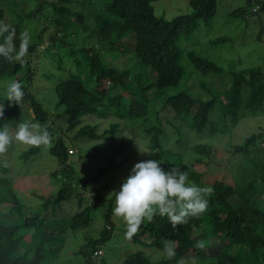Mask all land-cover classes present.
Masks as SVG:
<instances>
[{"label": "trees", "instance_id": "1", "mask_svg": "<svg viewBox=\"0 0 264 264\" xmlns=\"http://www.w3.org/2000/svg\"><path fill=\"white\" fill-rule=\"evenodd\" d=\"M47 2L42 0L41 5L44 6L25 11L22 20L38 17ZM52 4L60 11L67 9L66 6H57V1ZM189 4L190 12L167 20L156 17L153 0H101L94 10L95 20L99 22L96 26L87 22L85 14L76 13L75 25L91 31L94 43L88 47H74V43H69L64 55L77 63V70H71L67 77L58 78L55 84L57 105L65 106L68 131H74L76 139L83 136L95 142L89 148V153L105 147L101 139L123 131L126 128L123 121L126 124L139 122L143 124V135L148 138L150 135L146 147L142 148L149 151L146 152L147 160L160 161L165 171L179 166L181 171L188 173L189 182L214 189L212 195L206 198V211L199 217H189L187 223L173 227L167 217L159 215L153 222H145L132 239H126L132 248L137 243L142 248L126 249L123 257L117 258L118 264H177L181 258L187 259L189 264L193 259L195 264H264V125L238 144H234L238 138L234 131L229 138L233 141L230 149L226 145L220 152L217 146V143L226 141L224 135L243 118L264 115V61L261 64L251 63V67L243 72H233L229 81H223V68L216 61L190 50L184 53V59L187 58L197 68L201 81L189 84L185 79L188 73L182 62L183 53L174 38L179 34H191L201 22L209 23L216 14L218 0H189ZM253 6L255 12H249ZM10 13L13 15V8ZM251 13L264 14V0H246L243 6L232 11L233 15L240 16ZM3 22L15 29L17 38L14 42L18 47L21 21L8 23L4 17ZM59 23L62 24L61 21ZM68 25L69 22L61 29L51 30L49 47L58 38L64 42L69 33L63 32ZM45 27L48 30V26ZM263 33L262 27L257 39L262 40ZM42 34L41 31L39 36ZM129 35L135 40L131 49L125 43ZM225 40L227 37H219L213 43ZM39 44L40 40L31 42L26 57L27 65L24 67L0 57V81L24 73V76L19 77L26 81L22 103L27 101L34 113L33 122L47 127L53 137L57 132L51 123V113L31 89L37 73L30 64V56L37 53ZM109 44L122 46V55H129L130 59L137 57L140 64L134 69H120L108 62L103 53ZM256 52L258 58H264L259 50L256 49ZM58 59V67L62 68L60 64L63 57ZM83 65L89 71L86 80L81 77ZM131 75L134 76L132 80ZM144 78L149 81H144ZM90 79L93 80L92 84L88 83ZM212 82L217 86H212ZM130 90L133 91L130 97H125L124 94ZM3 103L4 119L0 120V126L7 123L14 128L11 120L16 117L21 106H9L6 100ZM216 112H221L217 119L214 115ZM111 115L119 119L101 133L98 131L99 124L85 121L90 116L108 118ZM164 121L168 122L173 133H178L176 145L167 144L169 128L165 127ZM190 131L202 136L192 139ZM205 138L210 140L204 142L202 139ZM136 139L133 137L123 141L105 159L106 163L102 167L91 177L83 178L75 169L70 154L80 150L74 153L62 137L52 138L53 146L49 152L58 163V168L53 169L49 179L46 174L36 176L39 182L48 180L41 192L37 188L29 190L31 196L40 199L41 204L37 207L21 199L19 186L17 183L14 185L15 176L11 175V168L8 173L7 166H4V172H7H0V264H46L49 253L45 241L57 245L68 236L73 238L93 226L96 209L102 210L104 225L97 237L85 240L75 252L83 257L85 264H94L96 259L104 256V245L112 238L117 226L112 214L115 197L105 196L104 187L97 188L95 204L85 205V197L79 189L101 179L114 167L121 166L122 163L115 158L128 147L137 145ZM141 141L137 139L138 143ZM40 150L30 147L22 152L21 157L29 160ZM227 152L230 155L222 159L220 154ZM219 159L237 174L238 182H228L227 174L212 181L211 170L220 171ZM239 170L246 173L241 177ZM76 195L79 210L68 216L69 220L60 230H53L47 237L45 222L49 215H56V209L61 207L62 202H71ZM38 208L40 211H37ZM24 231L31 239H25ZM165 239L176 244L174 259L169 260L162 253ZM198 240L205 242V249L195 247Z\"/></svg>", "mask_w": 264, "mask_h": 264}, {"label": "rangeland", "instance_id": "2", "mask_svg": "<svg viewBox=\"0 0 264 264\" xmlns=\"http://www.w3.org/2000/svg\"><path fill=\"white\" fill-rule=\"evenodd\" d=\"M54 1L58 2L57 6H66L67 9L65 11L55 9L52 4ZM41 2L42 0H0V21H3L4 17L7 18L8 23H14L20 20L21 32L27 30L31 36V42L40 40L37 53L30 56V64L35 68V73H37L31 89L35 92L37 98L44 104L45 108L51 113L53 118H51V123L54 128H56L57 132L52 138L55 139L58 136L62 137L69 147V150L73 149L74 153L77 149L80 150V152L76 154L70 152V154H72L71 161L83 178H89L97 169L106 163L107 158L110 157L113 150L119 148L123 141L136 137L142 141L138 143L136 139L135 144H141L140 147L145 148L150 135L149 138L143 135L141 131L143 124L139 122H128L126 124V122L123 121V124L126 126L123 131H119L114 136L112 135L105 139H101L100 141L105 143V147L96 150V152L89 153V148L93 146L95 142L83 136L76 139L73 133L74 131H68L67 115L64 113L66 112L65 106L57 105L58 95L55 90V84L58 78L67 77L71 70L74 72L77 70V63L73 61L70 56L64 55L65 51L68 49L69 43H74V47H88L94 43L93 37L90 34L91 31L81 29L79 26L75 25V22H77L76 13L85 14L87 22H90L92 26H96L99 22L95 20L94 10L99 6L101 0H48L45 7L42 8L41 12L38 14V17L22 20V17L26 14L25 11L37 8L41 5ZM245 2L246 0H218L216 14L209 23L201 22L191 34H179L174 38L175 43L180 47L183 53L182 62L187 67L188 73L185 79L188 80L189 84L192 85L201 81V78L197 75L199 74L197 68L191 64L187 58L184 59V53L190 50H195L216 61L223 68L224 72L221 77L223 81H229L233 72H243V70L251 67V63L261 64V62L264 61V58L260 56L258 58V53L256 52V49L259 50L264 57V33L262 34L263 41L257 39L258 31H260L262 27L264 28V14L251 13L247 16L232 14V11L236 10L237 7L243 6ZM153 4L155 6L156 17L159 19L171 20L179 14L191 11L189 0H153ZM254 7L255 6H253L249 12H255L256 8ZM12 8L13 15L10 13ZM59 21H61L62 24H60ZM67 22H69V25L66 27L63 34H69L65 37L64 42L58 38L55 44L49 47L48 45L51 42V30L61 29ZM45 26H48V30ZM41 31L43 34L39 36ZM219 37H227V40L214 44L213 40ZM60 43L63 45L60 46ZM125 43L127 44L126 47L131 49L135 43L133 36L129 35ZM122 50L123 47L120 45L109 44L103 55L108 62H112L113 65L120 69H134L140 64V62L138 63L137 61V57H134L135 59H130L128 57L129 55H122ZM60 57H63V62L60 64L62 68L58 67V58ZM81 67L84 68L81 77L83 80H86L89 76V71L84 65ZM21 76H24V73L18 77L0 81V86H2L0 87V95L3 94L4 84L13 79L26 86L25 79H19ZM131 76V80L134 79V76ZM92 81L93 80L90 79L88 83L92 84ZM144 81H149V79L144 78ZM212 86H217V84L212 82ZM132 92V90L126 92L124 96L130 97V93ZM219 114H221V112H216V114H214L216 119ZM169 116L171 117V115ZM33 118L34 113L32 109H29L27 101H24L16 117L11 120V124H13L15 128V125L21 120L24 122H33ZM118 119L116 115H111L108 118L90 116L87 117L85 121L86 123L99 124L98 131L101 133L107 129L113 121ZM164 124L165 127L169 128L170 125L167 121H164ZM261 125H264V115L243 118L229 133L224 135L226 141L217 143L219 151L221 152L222 148H226V145L227 149L232 148L231 144L233 141H230L229 138L234 131L238 134V138L234 144H238L242 143L244 138L250 133L258 131ZM168 132L167 144L176 145L175 142L178 133H173L171 128L168 129ZM190 132L192 139H198V136H202L196 134L194 131ZM202 140L205 142L210 139L205 138ZM138 145H132L125 149L124 152L122 151L121 154L117 155L115 159L117 162L122 163L121 166L114 167L110 172L103 175L101 179L91 182L87 186L80 187L79 192L85 197V205L95 204L97 188L102 189L104 187L103 192L107 197H109L113 191H118L123 181L131 174L133 166L137 162L147 160V153H141ZM30 147L31 146L28 145L14 143L6 154L0 156V172L3 174L7 172H4L5 162H7L9 165L7 166L8 173L11 168V172L13 173L11 175L15 176L13 179L14 185L17 183L19 186L18 190L21 193V199L30 206L37 207L41 204L40 199L31 196L32 193H30L29 190L37 188L41 192L45 188L44 184L48 180H45L46 182L44 183L39 182L36 176H44L46 174L49 179L50 173L58 166V163L52 159L49 149L42 147L35 157L25 160L21 157V154ZM227 155H230V153L220 154V157L225 159L228 157ZM240 163L244 164L242 162ZM218 165H220V171L211 170L212 181H214L215 178L221 179L224 177V174H227L228 182H238L239 178H237V174L233 173L232 168L225 167L221 159H219ZM199 167H201V169L204 168L203 166ZM244 173L246 172L239 170L241 177ZM32 176H34V178ZM27 179L31 180L29 181ZM77 199L78 196L76 195L71 202H62L61 207L59 206L56 209V215H49L45 222L47 237L48 233L53 232V230H60V227L65 225L69 220L68 216H71L79 210L80 207L78 206ZM37 211H40V208H38ZM51 211L54 212V209ZM43 213L48 215V213L44 211ZM95 214L96 219L93 226L82 230L75 237L71 238L68 236L65 240L59 241L58 243L52 241L53 243H57V245H52L51 242L45 241L49 253L46 264H85L83 257L78 255L75 251L85 240L92 236L97 237L99 235V229L104 225V218L101 209H96ZM113 217L117 223L116 229L114 230L112 238L104 245V256L96 259L94 264H118L120 262H117V258L123 257L126 249L134 250L133 248H142L138 243L133 245V248L130 246L125 238L126 227L124 222L114 215ZM24 235L25 239H31L26 231H24ZM51 248H53L52 251L54 252L50 250Z\"/></svg>", "mask_w": 264, "mask_h": 264}, {"label": "clouds", "instance_id": "3", "mask_svg": "<svg viewBox=\"0 0 264 264\" xmlns=\"http://www.w3.org/2000/svg\"><path fill=\"white\" fill-rule=\"evenodd\" d=\"M0 38V57L9 63L16 62L22 67L26 66L31 44L29 32L24 30L19 34L17 47L14 42L17 38L15 29L0 21ZM24 96L21 82L14 79L6 82L3 94L0 95V120L4 119L3 101H8L9 106H21ZM14 143L45 149L53 146L52 135L47 127L22 120L15 128L7 123L0 126V156L6 154ZM138 147L141 153L149 152L139 145ZM5 166H9L7 162ZM213 191L211 187H201L194 181L189 182L188 173L181 171L179 166L165 171L160 161L149 159L137 162L119 190L113 191L109 197H115L112 214L122 219L126 227L125 238L130 240L145 222H153L157 215L167 217L173 227L187 223L189 217H199L206 211V198L211 196ZM195 247L203 250L206 245L203 240H198ZM162 253L167 259H174L175 242L165 239ZM177 264H189V261L181 258ZM191 264H195L194 259Z\"/></svg>", "mask_w": 264, "mask_h": 264}]
</instances>
